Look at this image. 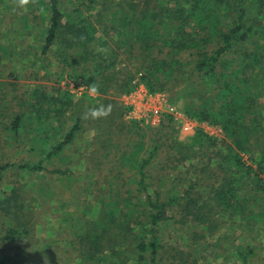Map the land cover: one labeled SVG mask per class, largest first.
<instances>
[{
	"label": "trees",
	"instance_id": "1",
	"mask_svg": "<svg viewBox=\"0 0 264 264\" xmlns=\"http://www.w3.org/2000/svg\"><path fill=\"white\" fill-rule=\"evenodd\" d=\"M40 2L48 26L38 58L52 53L60 68L57 78L66 76L96 89L92 92L99 103L94 101V109L88 108L89 116L93 111L101 114L100 107L106 106L114 121L121 120L123 131L130 127L138 132L140 124H125V108L108 94H129L141 85L150 93L162 92L188 118L224 132V139H217L199 128L184 140L172 136L168 145L179 163L198 152H215L213 205L237 209L239 189L246 179L264 195V144L256 149L260 140L264 143V0H119L115 4L76 0L69 11L61 9L59 0ZM72 106V96L60 94V89L47 92L36 87L19 101L17 111L9 112L12 139L18 141L26 130L33 135L28 152L41 159L0 163V213L10 219L3 238L7 243L25 242L30 229L23 220L26 206L20 190L2 191L3 176L9 170L72 175L69 170L47 168L55 159L66 160L65 148L77 138L86 119L78 107L73 125L61 133ZM165 121L163 115L159 125ZM33 124L36 133L31 132ZM46 131H56L63 138L49 137ZM141 141L119 159L121 166L130 161L138 176L137 200L129 191L123 197L121 187L111 183L112 197L123 207L116 211L112 202L106 206L99 199L96 217L73 227L83 258L80 264H159L161 223L172 209L205 222V203L191 197L190 191L182 196L172 191L166 200L158 191L148 193L147 171L158 150L146 152Z\"/></svg>",
	"mask_w": 264,
	"mask_h": 264
},
{
	"label": "rangeland",
	"instance_id": "2",
	"mask_svg": "<svg viewBox=\"0 0 264 264\" xmlns=\"http://www.w3.org/2000/svg\"><path fill=\"white\" fill-rule=\"evenodd\" d=\"M59 1L63 11L71 10L72 4L76 3V0ZM101 1L104 2L97 0L98 4ZM118 1L105 0L104 3ZM45 17V5H41L40 0H0V163L41 159L28 152L33 135H27L25 130L15 142L8 130L11 123L9 112L17 111L19 101L26 99L27 93L36 87L47 92L58 88L60 94L72 96L74 106L65 115L61 133L73 125L78 107L83 109L86 119L77 138L65 148L66 160L55 159L47 164L50 170H69L71 176L26 174L15 170L4 174L1 190L5 193L15 188L20 190L21 201L26 206L23 220L30 234L20 245L4 241L10 219L0 213V262L80 264L83 258L73 227L96 217L101 209L99 199H103L101 204L106 206L112 202L116 211L123 207L120 200L112 197L114 186L111 183L121 187L123 197L129 191L131 198L137 200L134 189L138 176L131 169L130 161L121 166L119 159L121 153H129L136 142L143 140L146 152L154 147L158 150L147 171L148 193L152 195L153 191H158L166 200L172 191L176 196L190 191V196L203 201L206 207L203 223L198 221L200 217H186L179 208L167 214L161 223L159 264H264V195L256 191L257 185L246 179L239 189L237 209H217L211 193V187L215 185L213 173L217 171L213 163L215 152H198L194 160L185 163L176 161L168 149L169 139L178 136L179 140H184L199 128L184 134L174 120L175 112L183 113L182 109L171 104L162 92L159 93L166 101L162 114L166 121L163 123L170 122L166 127L162 126L163 123L155 127L139 125L138 132L130 127V130L123 131L119 125L121 120L114 121V117L109 116L110 108L106 106L100 107L103 108L101 114L97 112L89 116L88 108L93 110L99 97L65 75L57 78L60 68L52 53L38 58L42 34L48 26ZM124 95L112 91L107 98L116 100L125 108L122 121L130 125L135 121L129 118V110L122 101ZM199 124L208 136L224 139L220 127ZM30 129L36 133L35 124ZM46 133L49 137L52 134L57 136L56 131ZM62 138L61 134L56 137ZM102 140L105 145L101 144ZM259 142L256 149L264 144L263 139ZM190 187L192 189L188 190Z\"/></svg>",
	"mask_w": 264,
	"mask_h": 264
},
{
	"label": "built area",
	"instance_id": "3",
	"mask_svg": "<svg viewBox=\"0 0 264 264\" xmlns=\"http://www.w3.org/2000/svg\"><path fill=\"white\" fill-rule=\"evenodd\" d=\"M122 101L129 110V118L143 126H156L161 122L165 112L166 101L161 93H150L142 85L122 97ZM174 120L180 124L184 134H190L194 129L200 128L196 120H191L181 111L175 112Z\"/></svg>",
	"mask_w": 264,
	"mask_h": 264
},
{
	"label": "clouds",
	"instance_id": "4",
	"mask_svg": "<svg viewBox=\"0 0 264 264\" xmlns=\"http://www.w3.org/2000/svg\"><path fill=\"white\" fill-rule=\"evenodd\" d=\"M92 91L93 92H95L96 91V89L95 88H92ZM93 115H96L97 113L95 112V111H93V113H92Z\"/></svg>",
	"mask_w": 264,
	"mask_h": 264
}]
</instances>
